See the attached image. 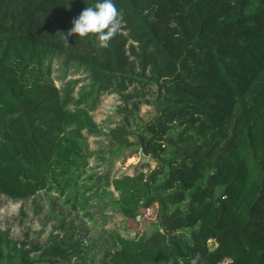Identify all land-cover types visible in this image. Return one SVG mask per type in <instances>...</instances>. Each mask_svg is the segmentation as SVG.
<instances>
[{
	"label": "trees",
	"instance_id": "16d2710c",
	"mask_svg": "<svg viewBox=\"0 0 264 264\" xmlns=\"http://www.w3.org/2000/svg\"><path fill=\"white\" fill-rule=\"evenodd\" d=\"M97 2L0 0V197L53 192L77 211L110 187L123 217L157 205L158 226L117 236L92 264H190L197 253L199 264H264V0H113L124 23L108 48L92 35L67 44ZM55 58L88 79L76 97L78 79L59 88L50 78ZM147 87L155 114L107 134L112 152L132 147L155 166L93 171L82 141L100 134L90 115L99 95L117 93L133 114ZM31 248L0 229V264L80 256L62 238Z\"/></svg>",
	"mask_w": 264,
	"mask_h": 264
},
{
	"label": "rangeland",
	"instance_id": "374dc122",
	"mask_svg": "<svg viewBox=\"0 0 264 264\" xmlns=\"http://www.w3.org/2000/svg\"><path fill=\"white\" fill-rule=\"evenodd\" d=\"M50 78L53 83L62 88L68 81H78L73 85L71 95L76 97L79 90L87 85L88 79L77 68H65L61 59H53L50 65ZM134 88L128 86L125 93L132 95ZM154 87H147L143 99L139 100L138 110L133 114L130 104L122 110L123 102L115 92H104L98 97L97 103L90 115L97 128L98 135L83 134L82 143L91 152L87 159L89 167L97 173H107L110 177L121 174H131L136 169H152L155 162L141 154L130 151L132 147L123 148L120 152L115 149L113 141L108 139V130L126 121L127 128L136 132L137 127L148 121L155 114L153 105ZM131 100H137L131 98ZM129 141L134 142L132 135ZM135 147V146H134ZM145 165V166H144ZM108 194L104 199L95 201L89 199L87 206L79 210H71L62 203L61 198L53 192L40 191L25 200L12 201L0 197V229L7 232L11 239L22 241L26 248L36 246L39 250H31L30 255L41 254L50 246H55L59 239H63L80 250L79 257H70V262L63 264H92L90 259H99L105 250L111 249L115 238L131 237L137 232L158 226L156 215L157 205L154 203L147 209H139L133 219L123 217L111 203L116 194ZM87 210V212H85ZM211 243L208 242V245ZM71 252L70 249L66 250ZM60 264V263H57Z\"/></svg>",
	"mask_w": 264,
	"mask_h": 264
},
{
	"label": "clouds",
	"instance_id": "9594fccd",
	"mask_svg": "<svg viewBox=\"0 0 264 264\" xmlns=\"http://www.w3.org/2000/svg\"><path fill=\"white\" fill-rule=\"evenodd\" d=\"M72 23L73 27L62 37L67 44L68 37L73 34L80 38L92 35L98 41L97 46L106 49L110 41L121 31L124 21L113 0H98L94 6L86 7ZM200 259L197 253L190 260V264H199Z\"/></svg>",
	"mask_w": 264,
	"mask_h": 264
}]
</instances>
